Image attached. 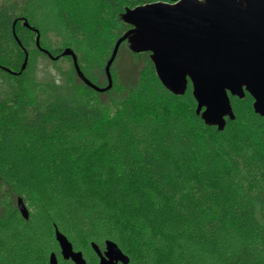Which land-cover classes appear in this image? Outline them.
<instances>
[{"label": "trees", "instance_id": "1", "mask_svg": "<svg viewBox=\"0 0 264 264\" xmlns=\"http://www.w3.org/2000/svg\"><path fill=\"white\" fill-rule=\"evenodd\" d=\"M156 2L162 1L0 0V264H49L51 253L58 264H72L60 256L55 228L86 264H98L91 244L102 250L105 241L128 264H264V119L253 112L252 98L229 97L235 118L218 131L195 114L190 83L174 96L156 77L149 52L128 49L133 60L148 55L149 67L126 85L166 103L138 114L127 100L109 118L96 96L112 89L118 52L112 87L103 93L80 81L71 58L61 56L72 45L84 77L105 87V72L101 86L100 71H86L72 41L85 39L89 25L101 26L105 8L113 9V24L125 27L117 41L130 29L124 11ZM55 19L56 38H48ZM33 30L56 60L36 47ZM24 52L26 66L13 74ZM181 98L185 114L172 107ZM239 111L256 137L240 126Z\"/></svg>", "mask_w": 264, "mask_h": 264}, {"label": "water", "instance_id": "2", "mask_svg": "<svg viewBox=\"0 0 264 264\" xmlns=\"http://www.w3.org/2000/svg\"><path fill=\"white\" fill-rule=\"evenodd\" d=\"M170 2H156L124 11L120 18L130 29L114 44L104 67L107 85L103 88L84 77L70 48L64 49L61 56L71 58L80 81L95 92L103 93L112 87L110 67L120 45L125 43L134 53H150L156 77L174 96H182L190 83L196 103L195 114L205 125L223 130L225 119L233 121L235 118L229 97L241 100L245 94L253 100V112L264 119V99L259 97L260 77L264 73V0ZM22 24L31 29L25 20ZM33 31L36 47L56 60L40 48L39 33ZM24 53L20 72L13 74L24 70L28 58ZM17 209L27 220L28 211L20 198ZM54 238L62 260L86 264L82 253L74 251L56 228ZM91 249L98 264H128L127 256L111 241H105L102 250L92 243ZM48 263L58 264L53 253L49 255Z\"/></svg>", "mask_w": 264, "mask_h": 264}, {"label": "rangeland", "instance_id": "3", "mask_svg": "<svg viewBox=\"0 0 264 264\" xmlns=\"http://www.w3.org/2000/svg\"><path fill=\"white\" fill-rule=\"evenodd\" d=\"M118 3H121L124 5H137L141 3H145L149 0H116ZM165 3L163 0H158ZM54 5V3H52ZM72 6V5H71ZM70 6V7H71ZM55 7L53 6V11L55 12ZM58 7H56L57 11ZM51 9H49L47 14L53 13ZM51 13V14H52ZM104 17H106V21L104 23L98 24L99 26H91L89 25L86 29V37L82 41H72L75 43L76 48L80 51V54L84 56L86 59L85 68L86 71H92L94 75H97L100 71V75L98 78L99 84L101 86L105 85L104 81V66L102 64L103 58L106 61L110 58L114 44H115V34H119L121 30H125V27L120 26L119 24L116 25L112 22V14L113 9L112 8H105L103 9ZM52 17L48 16V18ZM56 19L52 21V23L49 24V29L47 37L48 38H56L57 32L55 30H58ZM93 27V28H92ZM68 41H71L70 38H68ZM72 48L71 46H68ZM79 56V55H78ZM148 55L141 54L138 56L137 59L133 60L130 57V52L128 51L127 44H121L118 49V54L115 59V62L113 63V66L111 68V74L113 76V87L112 89L100 97L96 96L97 100L99 101L100 105L105 107L108 110L109 118H113L121 111L122 106L124 103L128 100L129 104L134 107L135 111L138 114H146L148 111L155 109L158 105L166 103L155 96H153L150 92L142 91L138 92L136 89H133V87H130V85H126L129 82H134L136 80V75L140 72L147 74L148 73ZM67 62V61H66ZM39 64V65H38ZM42 61L40 59L37 60V69L41 70L42 67ZM61 69H67L68 65L64 63H58V65ZM100 66L102 70L100 69ZM49 70L51 73H53L55 76H57V70L54 69L53 66H49ZM68 71V70H67ZM125 86H129L130 88L127 89ZM127 90L129 92H127ZM128 93L130 97L128 96ZM174 110L185 114L189 107L186 104V101L184 98H181L172 106ZM239 115V124L240 126H243L244 128H247V131L250 133L252 137H256V133L252 130V124L247 119L246 114L243 112H238ZM250 122V123H249Z\"/></svg>", "mask_w": 264, "mask_h": 264}, {"label": "snow or ice", "instance_id": "4", "mask_svg": "<svg viewBox=\"0 0 264 264\" xmlns=\"http://www.w3.org/2000/svg\"><path fill=\"white\" fill-rule=\"evenodd\" d=\"M250 90H253L254 91V94H257L256 93V90L254 89H251ZM259 97L261 99H264V73L261 74V77H260V83H259ZM210 103V101H209Z\"/></svg>", "mask_w": 264, "mask_h": 264}, {"label": "flooded vegetation", "instance_id": "5", "mask_svg": "<svg viewBox=\"0 0 264 264\" xmlns=\"http://www.w3.org/2000/svg\"><path fill=\"white\" fill-rule=\"evenodd\" d=\"M166 3H171L170 1L169 2H166ZM150 54V53H149ZM97 261H98V259H97Z\"/></svg>", "mask_w": 264, "mask_h": 264}]
</instances>
